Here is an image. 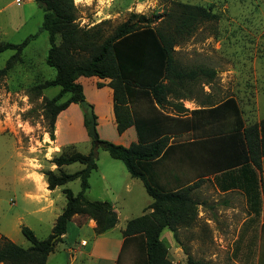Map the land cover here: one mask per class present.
<instances>
[{
  "label": "rangeland",
  "instance_id": "rangeland-1",
  "mask_svg": "<svg viewBox=\"0 0 264 264\" xmlns=\"http://www.w3.org/2000/svg\"><path fill=\"white\" fill-rule=\"evenodd\" d=\"M18 1L17 4L16 0H0V43L21 44L32 35L36 37L20 53L0 52V212L6 213L27 208L22 190L15 185L16 176L25 171L55 170L48 161L61 151L87 155L92 148L88 127L84 125L85 112L79 104L89 142L58 146L57 139L61 144L67 134L78 136L77 125L72 110H68L58 117L56 130L55 125L53 129L49 127L45 104L59 88H35L55 76V71L45 64L49 44L47 32L40 29L43 12L33 0ZM244 1L238 4L236 0H73V5L77 25L84 29L98 25L105 37L130 14L144 15L153 20L151 26L156 31L166 32L173 29L171 15L178 11V5L208 9L216 18L197 24L190 36H178L174 58L185 70H213L215 77L209 80L200 76L189 82L184 90L177 92L187 99L179 100L172 94L162 110L172 112L169 107L180 104L188 110L210 107L233 98L246 125H250L264 118V4ZM145 55L149 72L157 69L156 47L147 36L125 43L117 54L123 65L136 64ZM85 93L91 94L90 87H85ZM83 96L85 99L84 92ZM109 159L107 151L97 147L96 166L106 168L105 160ZM81 168L82 165L74 163L65 166L64 172L74 173ZM63 188L76 194L80 189L79 180L59 187L53 195L51 209L29 215L22 212L18 227L29 228L25 225L28 224L38 239L47 238L55 214L61 213L65 204ZM145 195L151 201L148 194ZM190 195L196 203L195 219L189 225H179L174 233L163 229L159 235L171 264H187L188 257L197 264L263 263L262 256L257 260V256L264 253L263 243H258L263 230L259 217H253L246 197L224 195L212 183ZM127 214L129 218H136L140 213L120 211L119 225H124Z\"/></svg>",
  "mask_w": 264,
  "mask_h": 264
},
{
  "label": "trees",
  "instance_id": "trees-1",
  "mask_svg": "<svg viewBox=\"0 0 264 264\" xmlns=\"http://www.w3.org/2000/svg\"><path fill=\"white\" fill-rule=\"evenodd\" d=\"M33 1L43 12L40 29L48 34L49 47L45 64L55 71L53 79L35 88H59L58 93L45 104L48 109L46 117L50 129H53L60 112L71 103L79 104L85 100L81 85L76 83L80 76H96L110 80L108 85L113 90V113L118 134L133 125L128 108V99L132 92L145 94L162 109L168 104L169 96L172 94L178 96L177 92L184 90L189 82L195 81L200 76L209 80L215 77L213 70H185L174 58L175 39L178 36H190L197 24L216 18V15L210 13L208 9L200 6L178 5V11L171 15L174 19L173 29L166 32L156 31L151 26L153 20L144 15L130 14L129 18L119 24L112 34L105 37L98 25L88 29L77 25L73 0ZM142 36L152 39L159 60L157 69L150 72L146 64L148 60L146 55L145 58L142 56L136 64L131 62L126 65H123L117 56L122 45ZM35 37L36 35H32L21 44L0 43V52L14 50L15 54L20 53L24 46ZM57 38L58 43H56ZM64 96H67L65 101L60 102ZM179 96V100L187 99L183 95ZM176 108L179 113L187 112L181 104ZM190 114L193 120L195 118L212 120L214 136H220L227 131L238 135L246 149V163L249 162L255 169L260 167V158L264 157V118L258 123L245 126L241 111L233 98H227L208 109L194 110ZM87 123L88 121L84 119L86 128ZM183 127L188 130V126ZM50 137L53 139L52 133ZM141 140L140 133L138 142L131 143L128 147L100 139L94 145L91 140L92 148L87 155L61 151L50 159L48 163L56 169L42 172L47 188L53 190L78 179L79 192L74 194L69 189L62 190L65 206L46 239L38 240L29 228L22 225L20 232L30 243V247L22 249L5 241L0 249V254L4 256H0V259H5L10 264H45L47 255L53 251L55 244L65 234L67 224L73 215H83L93 220L95 234H102L116 225V215L107 203L88 201L84 197L88 188L89 174L96 169V149L100 147L107 151L112 159L119 160L131 178L140 180L152 199L148 206L151 212L128 220L122 231L123 236L138 235L144 239L145 264H171L166 258V248L159 239V235L163 229L174 233L179 225H189L195 219L196 203L192 201L190 195L192 186L176 191H162L152 186L147 180L143 165L164 154L169 137L163 136L148 143H143ZM74 163L82 165L83 168L74 173H66L61 169ZM218 188L224 190L220 183ZM227 188H240L245 194L253 217H259L261 199L258 179L254 171L250 176H246V182L240 187L233 184ZM187 264L197 263L188 257Z\"/></svg>",
  "mask_w": 264,
  "mask_h": 264
},
{
  "label": "crops",
  "instance_id": "crops-1",
  "mask_svg": "<svg viewBox=\"0 0 264 264\" xmlns=\"http://www.w3.org/2000/svg\"><path fill=\"white\" fill-rule=\"evenodd\" d=\"M243 1L236 0L238 4ZM247 1L244 2L248 3ZM249 1L264 4V0ZM109 81L107 78L100 79L96 76H80L76 80V83L82 87L85 100L92 105L98 139L128 147L131 143L138 142L139 133L143 143L168 136L169 143L164 154L143 165L149 183L162 191H176L192 186L191 193H193L212 183L216 190L224 195H242L245 199V194L240 188L227 187L233 184L240 187L246 182V176H250L254 171L259 185L261 199L259 220L263 228L258 243L264 244V157L260 158V167L255 169L249 162L246 163V149L238 135L227 131L220 136H214L212 120L207 118L193 120L190 114L192 111L208 109V106L186 109L187 112L184 114L178 112L176 108L178 106L171 105L169 108L172 112L167 113L166 110L157 107L145 94L138 92H132L128 99L133 125L118 134L113 113V90L108 85ZM87 86L91 90L89 96L85 93ZM77 105L71 103L56 117L55 130L58 117L68 110H72L77 125L76 138L67 134L64 138L65 142L61 144L60 139H57L60 148L77 141L85 144L89 142ZM244 125L246 126L245 121ZM183 126H188V130ZM105 162L106 168L96 166V169L89 174L88 188L84 197L88 201L107 203L116 215V225L102 234H95L93 220L83 215H73L67 224L65 234L55 244L53 251L47 255L45 264H145L144 239L138 235L124 237L122 234L126 222L133 218H129L127 214L124 225L121 226L118 224V216L123 210L128 213L138 211L140 213L138 217L148 214L151 212L148 206L152 199L150 198L151 201L146 199L147 193L142 182L131 178L119 160L111 158ZM64 167L61 169L64 170ZM218 183L224 187V190L218 188ZM15 185L22 190L21 194L27 208L23 211L14 210L12 213L0 212V249L5 241L22 249L29 248L30 243L20 232L22 225L18 227L19 221L23 219L24 214L51 209L54 205L53 195L59 191V187H63L49 190L43 174L36 171H25L16 176ZM11 204L13 205L12 201ZM38 205L42 206L31 210ZM60 214H55L50 231ZM25 225L32 229L28 224ZM0 256L4 255L0 254ZM260 257L264 264V253L258 255L257 260H260ZM0 264H10V262L0 259Z\"/></svg>",
  "mask_w": 264,
  "mask_h": 264
},
{
  "label": "water",
  "instance_id": "water-1",
  "mask_svg": "<svg viewBox=\"0 0 264 264\" xmlns=\"http://www.w3.org/2000/svg\"><path fill=\"white\" fill-rule=\"evenodd\" d=\"M79 105L85 112V119L88 121L87 127H88V134L91 137V139L94 142V145H96V141L98 140L97 133L95 131V119L93 115V109L91 105H89L85 100L79 102Z\"/></svg>",
  "mask_w": 264,
  "mask_h": 264
},
{
  "label": "built area",
  "instance_id": "built-area-1",
  "mask_svg": "<svg viewBox=\"0 0 264 264\" xmlns=\"http://www.w3.org/2000/svg\"><path fill=\"white\" fill-rule=\"evenodd\" d=\"M16 3L18 4V3H19V1H18V0H16Z\"/></svg>",
  "mask_w": 264,
  "mask_h": 264
}]
</instances>
